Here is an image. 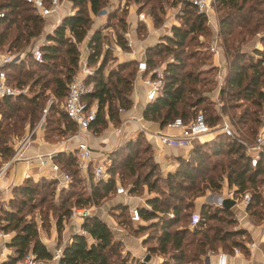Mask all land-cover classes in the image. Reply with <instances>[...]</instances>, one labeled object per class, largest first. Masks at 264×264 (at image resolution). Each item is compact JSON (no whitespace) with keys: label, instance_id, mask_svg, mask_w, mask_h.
<instances>
[{"label":"trees","instance_id":"16d2710c","mask_svg":"<svg viewBox=\"0 0 264 264\" xmlns=\"http://www.w3.org/2000/svg\"><path fill=\"white\" fill-rule=\"evenodd\" d=\"M69 1L75 11L64 16L53 31L47 34L46 43L41 47L42 61H35L30 53L25 55L34 65L42 67L49 77L43 81L45 75L31 80V95L20 93L0 100L1 161H6L13 155V149L8 143L10 136L16 135L25 123L32 127L39 119L45 106L47 90L57 100L56 104H50L48 111H54L58 115V119L54 120L53 114L48 113L47 123H57L56 130L64 137L77 130L76 124L67 117L63 108H59L58 103L64 101L67 85L79 68L78 45L91 27V14H99L109 0ZM131 1H143L144 5L153 2ZM160 1L149 6V16L155 23L160 21L157 11L164 13L163 2ZM164 1L169 2L171 7L181 5L182 23L171 27L172 35L166 37L165 43L160 42L146 48L145 57L150 67L155 66L154 58L163 53L171 54V59L163 69L161 91L154 101L145 106L143 118L158 122L161 127L176 117L187 122L201 112L205 121L213 126L220 121V115L216 103L210 100L209 94H205L212 88H199L215 81L203 75L195 63L190 61L196 58L195 53L185 51L198 35L209 34L206 17L197 12L191 0ZM44 2L49 4V0ZM215 4L220 12L219 36L228 63V71L218 94V101L221 103L219 109L222 115H228L235 136L251 143L264 121L259 111V108L264 110V0H215ZM0 11L4 12V17L0 19V47H5L4 51H24L31 38L41 35L46 18L41 17L31 3L25 0H0ZM119 22L125 32L123 19H119ZM123 32L117 35L116 43L121 48H126ZM257 35L262 48H254L249 53L247 47ZM87 47L89 64L95 66V71L86 80L93 87L83 99L88 104L96 101V119L90 125V130L100 133L107 125L106 116L114 124H118V108H131L132 83L137 70L133 62H126L118 64L117 69H111L105 75L109 54L107 51L103 52L101 30L92 33ZM204 52V59L212 57L209 50L205 49ZM24 60L4 66L7 82L13 87H23L26 84L23 78L31 76ZM129 65L134 66V72L123 74ZM214 70L212 68L207 72L212 73ZM36 86L39 89L33 91ZM245 103L258 108V111L249 107L235 111ZM60 121L63 124H59ZM144 138V133L139 132L134 139L112 150L106 163L111 179L107 182H94L90 175V191L85 195L75 194L73 204H99L115 191L113 177L118 175L123 180V169L131 179V185L127 189L129 194H136L145 186L149 192H156L157 195L146 200L147 206L138 208L142 221L147 224L134 225L126 205L118 208L119 213L115 219L128 234L147 233L143 244L147 246L149 253H158L163 257L159 264H206L204 258L207 253L216 251L218 247L229 251L235 247L245 249V245L235 237L247 235L246 231L228 227L236 223L233 219L234 212L230 208L204 203L199 210L200 221L190 228L188 224L193 213V199L204 195L206 190L220 192L222 183L226 180L229 187H235V198H240L245 192L250 193L251 199L246 210L253 221L260 223L264 210V156L256 167H251L244 147L236 139L218 134L195 145L190 150L189 157L179 158L174 173H168L164 178H154L157 163L151 155L142 160V153L152 154L151 145L149 142L144 145ZM212 158H215L214 161L210 160ZM54 161L62 172L69 175L68 184L61 187V192L69 187L73 188L75 181L83 178L74 152H59ZM145 166L148 170L142 175L138 171ZM78 174L80 176L76 180ZM41 181L39 183L31 177L26 178L20 185L12 188L13 197L9 200V209L0 206V221H4L0 229L11 233L6 246L13 250L0 264H18L29 251L37 258L52 259V253L39 237L38 223L33 218L27 219V215L45 202L42 195L39 202H35L39 188L58 184L56 179L51 178L42 177ZM159 181L164 183L163 187L159 185ZM160 195L163 197H159ZM69 200L70 197L66 195L60 196L59 205L54 207V213L60 211L56 217L59 233L70 214ZM82 229L84 234L75 233L62 245L59 264H128V256L122 255V241L114 238L113 231L105 221L98 216L87 217Z\"/></svg>","mask_w":264,"mask_h":264},{"label":"built area","instance_id":"2783aa9c","mask_svg":"<svg viewBox=\"0 0 264 264\" xmlns=\"http://www.w3.org/2000/svg\"><path fill=\"white\" fill-rule=\"evenodd\" d=\"M32 4V6L36 9V12L41 17H48L52 13L56 12L60 6V0H49V4H45L44 0H25ZM192 4L196 7L198 13L205 15L208 20L210 17V13L214 9L215 0H191ZM4 17V12L0 11V19ZM138 20L141 22H146L147 18L143 12L138 13ZM124 44L127 50H130L131 53L139 52L135 49V41L130 33L127 31L123 34ZM210 52H216L217 49L215 45H211L209 47ZM29 53L32 55L33 59L37 62L42 61V53L40 45H36L33 47ZM21 53H1L0 55V100L4 97L8 96H16L22 93V90L13 87L7 82V75L4 69V66L7 64H14L21 60ZM136 76L134 82H138L144 89V101L147 105L148 103L154 101L158 94L161 91L164 81V72L161 67L153 66L150 67L147 63V59L145 56L136 57ZM95 71V67L89 64V51L84 53L81 51L79 56V68L76 73L72 76L70 82L67 85V93L64 98L62 108L66 113L67 117L73 121L77 130L75 133L71 135V137H81V141L76 145L75 155L78 159L79 167H88L89 163H92L93 150L90 145L83 137L90 130V125L96 119V104H88L84 99V95L89 93L92 90V84H87L86 80L89 76L93 75ZM218 107H220L221 103L217 101ZM47 109H44V113H46ZM118 112H124L123 108H118ZM220 121L210 126L204 118V115L201 112L196 113L193 117H191L187 122L183 121L181 117H176L165 123L164 126H161L158 131H152L147 129H142L144 135H148L150 138H154L157 140L158 145L161 147H180V148H192L194 145V141L203 137L205 135H210L211 138L218 135L224 134L232 139H236L245 149L246 155L249 156V163L251 167H256L259 160L264 156V121L260 125L258 129V133L253 140V142L249 143L247 141L239 139L235 136L232 126L228 119L220 114ZM126 121H122V126ZM116 127L111 130V133H120L121 127ZM33 130L26 134V136L20 140L19 142L15 141V144L11 145L13 149V155L3 163L0 167V175L4 173V171L15 161L20 160H32L36 159L38 165L42 168H47L49 173L45 174L46 178L56 179L58 181V185L65 186L68 184L69 175L65 172H62L59 168L58 164L54 161V157L57 155V151L48 152L43 155H35L31 158H23V150L26 145L30 141ZM189 156V155H188ZM107 156H104L99 162L92 166V174L93 178L96 181L107 182L110 179V174L107 170ZM30 175H28L29 177ZM31 177V176H30ZM115 192L117 195L128 196V190L124 188L121 184H117L115 187ZM251 199V195L249 192L243 193L238 200L240 204L246 208ZM225 199L222 196H216L212 201V204L215 206H222V202ZM95 216V207L90 206H74L70 210V214L68 216L69 221H73L79 224V227L75 233L84 234V230L82 229V224L87 217ZM129 217L131 222L134 225L142 223V219L139 214V210L137 207H132L129 210ZM236 220V217H234ZM200 221L199 212H193L191 216V220L189 223V227L192 228ZM262 221L264 222V210ZM113 231L114 235L117 233H121L125 230L122 225H116L110 227ZM4 236V235H3ZM249 249H256V245L254 243H250L246 245ZM233 253L236 255L240 254L241 251L239 248H233ZM61 255V247L56 249L53 253L51 260L37 258L31 251L27 252L22 259L18 262V264H59V257ZM207 258L215 256L216 261L214 264H229V254L223 251H209L207 253ZM208 264H211L210 262Z\"/></svg>","mask_w":264,"mask_h":264},{"label":"crops","instance_id":"0c3cea01","mask_svg":"<svg viewBox=\"0 0 264 264\" xmlns=\"http://www.w3.org/2000/svg\"><path fill=\"white\" fill-rule=\"evenodd\" d=\"M65 3H60L59 8L57 9L56 12L52 13L48 17H46L45 22L46 25H44L43 31L40 36L34 37L30 39L29 44L27 47L24 49V51L21 52H16V53H21L22 55L26 53H29V51L35 47L36 45H40L42 47L46 43V36L47 34L51 33L53 29L61 22L62 18L66 15L72 14L74 11L71 10V5H64ZM145 23L148 27L150 26L149 23L151 24L152 22L147 19ZM177 22H175L176 24ZM219 15L216 10V6L214 4V9L210 13V17L207 20L206 19V25L209 30V39L204 41L205 49L209 50V47L211 45H215L217 51L216 52H211L212 57H213V66L216 67L218 70L217 77H216V82L217 86L216 89L212 92V96H210V99L216 103V108L218 110V113L221 114L220 109L218 107L217 101H218V94H219V89L223 84V81L226 77L227 71H228V63L227 59L224 53V49L222 46L221 38L219 36ZM127 31H130L134 41H135V49L139 52L138 53H131L130 50H127V48H124V51L122 48L117 44L114 45V49L116 50V55L117 57L120 58L121 62H133L134 64L136 63V57H141L145 56V51L146 48L152 45H149L150 41L147 42L145 39H137L135 37V29H129ZM126 31V32H127ZM124 32V33H126ZM123 33V34H124ZM151 34V31H150ZM92 33L90 35H86L85 39L80 43L84 44L83 46L85 48H80L79 52L83 51L86 53L88 51V41L91 37ZM258 36V35H257ZM112 43V42H111ZM149 43V44H148ZM260 44H262L259 41V38L257 39V43H251V47L248 46V49H254V48H262V45L260 47ZM105 52V50H103ZM2 53H8L6 51H3ZM11 53V52H9ZM101 58L98 60L100 62ZM92 66V65H91ZM95 67V66H93ZM108 74L105 73V75ZM131 101H132V106L130 109H124V112L119 113V123L114 124L112 121H110L107 116V125L105 129L100 132H93L92 130H89V132L86 135H83V137L86 139L88 144L90 145L91 149L93 150V161L92 163L88 164V167H79V172L80 175L84 179L89 180V176L91 174L93 181L95 182L92 174V166L95 165L97 162H99L104 156H108L109 153L114 150L115 148L119 147L122 145L124 142L134 139L139 132H142V129H147V130H152V131H158L160 129V125L158 122L154 121H148L143 118V111L146 106L145 101H144V89L143 87L138 83L134 82L132 83V92H131ZM91 104H96V101L92 102ZM122 121H126L125 124L122 126ZM121 127V132L120 133H111V130L116 127ZM28 129V128H27ZM33 135L26 145L25 149L23 150L22 157L23 158H31L35 155H43L48 152L52 151H57L59 152H75L76 145L81 141V137H71V135L67 136L65 139H63L61 142H56V143H49L45 137V131H44V126L43 124H39L34 127L33 129ZM26 133H28V130H26ZM145 138L151 145L152 150L154 151V161L160 165H166L169 167L167 169L168 172H175L176 171V166L178 165V159L179 158H187L189 157V152L190 150L195 146L200 143H203L205 141H208L211 139L210 135H205L203 137H200L199 139H196L194 141V146L192 148H180V147H161L158 145V142L154 138H150L148 135H145ZM213 138V137H212ZM7 161V160H6ZM77 164H78V159H77ZM49 173V170L47 168H42L38 165L36 159L32 160H20V161H15L12 163L5 171L0 175V192L3 195V198L5 200L11 198L12 196V188L14 186L20 185L26 178H28V175L31 176L34 180L40 178V177H45V174ZM110 174V173H109ZM29 176V177H30ZM46 178V177H45ZM110 179H111V174H110ZM113 180L115 182V185L120 184V178L118 175H115L113 177ZM61 187H66L67 185L63 186L60 185ZM234 191L235 187H229L227 184V181L224 180L222 183V187L220 192H212L210 190H206L205 194L202 196H199L196 198V201L194 202V209L196 212H199L200 207L202 204H212V201L215 199L216 196H222L224 199H229L233 201V204L229 207L233 212H234V217H236V220L242 225H244L246 230H249L246 228L248 224L254 225L253 220L250 218L246 208H244L238 200L235 201L234 197ZM118 197H122L126 201L125 204H128V209L132 207H145L146 205V200L148 198L142 197L138 198V200H135V197H131L129 194L128 196H121L117 195ZM262 196L264 200V187L262 188ZM213 205V204H212ZM95 207V206H94ZM219 207V206H218ZM107 218H105V222L108 224L109 227H113L116 225H119L108 212H106ZM95 216H97V208L95 207ZM64 221L63 226H66V223L68 222ZM70 225L65 228V231L71 230L70 234L71 236L75 234L77 231V228L79 227V224L73 221H69ZM141 224H147V222H142ZM38 232H39V237L43 244L48 248V250L52 253L56 251L55 243H53V236L47 237L42 233V229L40 226H38ZM251 233V231H250ZM68 239V241L71 239ZM255 236V238H254ZM254 236H253V241L250 243H254L256 245V249H249L248 247V253H250L251 260L246 261L244 260V255L241 252L238 255H235V263L234 264H264V222L261 221L260 225L254 229ZM11 234H6L3 236V240H5V243L7 244L10 241ZM114 238L116 240L122 241L126 245V249L130 252H133L132 255L134 256H139L141 250L143 249L142 247V242L143 238H134L132 237L131 234H128L125 230L121 233H117L114 235ZM66 243V238L64 239V242ZM246 244V243H245ZM64 245V244H63ZM247 245V244H246ZM62 247V245H61ZM8 256V255H7ZM207 263L214 264L216 261L215 256L210 257L209 259L207 258ZM160 262L157 261V264ZM229 264H231L229 260Z\"/></svg>","mask_w":264,"mask_h":264},{"label":"rangeland","instance_id":"374dc122","mask_svg":"<svg viewBox=\"0 0 264 264\" xmlns=\"http://www.w3.org/2000/svg\"><path fill=\"white\" fill-rule=\"evenodd\" d=\"M153 3H158V0H152ZM162 3V6L164 8V13H160L157 11L158 16L160 17V21H158L157 23L151 21V17L149 16V5H144L143 1L140 3H135L131 0L127 1V0H109L106 5L103 7V10L97 14V15H92L91 14V18H92V23H91V27L88 30V35H90L91 33H93L95 30H101L102 32V36H103V50L107 51L109 54L108 57V62H107V66L105 69V73H107V71L109 72L111 69H117V65L120 63H125V62H121L120 58L117 57L116 55V50L114 49V45L116 43V39H117V35L122 31L121 27H120V22L119 19H123L124 24L126 25V30L129 29H135V37H137V39H145L147 42H149V45H155L157 43L166 42V37H170L172 35L171 32V27L173 25H175V22H177L176 24H181L182 23V19L180 18V9H181V5H177L174 7H171L169 5V2H165L164 0H161L160 3ZM60 3H65L64 5H71V2L69 0H61ZM216 6V4H215ZM71 10L75 11L71 5ZM216 10L218 15H220V12L218 10V7L216 6ZM143 12L146 16V18L148 20H150L152 23H149V27L138 20L137 16L138 13ZM47 22H45L44 25H46ZM1 27V26H0ZM151 31V34H150ZM124 33V32H123ZM208 35H198L196 37L195 40L191 41V44L185 49L186 52H193L195 53V57L193 60H190L192 63H195V65L198 67L199 71L203 73V75H205L206 77L209 78H213V80L215 81L213 84H206L201 86L199 89H211V91L209 92H205V94H209V98L210 96H212V92L216 89L217 86V73H218V69L216 67L213 66V57L211 58H207L204 59L205 57V45H204V41L209 39ZM259 36H255V38H253V40L251 41L252 43H257V39ZM112 42V43H111ZM203 44V45H202ZM84 44H79L78 47L80 48H85L83 46ZM262 44H260L261 47ZM5 47L1 48L0 47V55L1 53L4 51ZM122 50L124 51V48H122ZM247 51L249 53H252V49H247ZM15 54V53H13ZM256 57V56H255ZM25 59V60H24ZM155 66L161 67L162 69H164L165 64L167 63V61H169L171 59V54L169 53H163L161 54L159 57H155ZM25 61V65H26V69L28 70V74L30 73V77H24L23 80L26 81V84L23 87H16L19 90H22L23 94H27V95H31V90L29 87V83L31 82V80L35 79L36 77H44L43 75H45V77L42 79V81L44 79H46L47 77H49L48 73H46L42 67L36 66L34 65L30 59H27L25 54H23L22 58L20 61ZM14 63V64H18L20 63ZM214 68L215 70L212 71V73H208L207 71L209 69ZM129 71H133L134 72V66L133 65H129V67L124 70L122 73L123 74H127ZM15 72V71H14ZM47 75V76H46ZM135 79V76L133 78V81ZM14 84V83H13ZM15 86V85H14ZM33 91H37L39 89V86H36L35 88H33ZM45 106L44 109L46 110V113H44V109L42 111V114L40 115L39 119L34 123V125L32 127H30L28 124H24L23 128L20 129V131L16 134V135H11L9 138L8 143L13 145L16 142H19L20 140H22L25 136H26V130H28V133L34 129L35 126L39 125V124H43L44 126V131H45V137L47 135L48 138L47 141L49 143H56V142H61L63 139H65L66 137H64L63 135L59 134L58 131L56 130V126L57 123H53V122H49L47 123L46 121V115L48 113L53 114V118L54 120L58 119V115L54 113V111H48L49 106L51 103L56 104L57 100L53 97L52 94H50V91L47 90L45 92ZM211 100V99H210ZM63 100L59 101L58 106L60 109H62V102ZM244 107H249L252 110H257L258 108L253 107L250 104H243L241 108L236 109L235 111H241V109H243ZM259 111L261 113V116H263L264 119V110L262 108H259ZM223 116H225L227 119L229 118L228 115L223 114ZM229 121V119H228ZM46 123L48 124V126H46ZM59 124H63V121H60ZM28 128V129H27ZM47 131V132H46ZM144 145H146V143L148 142L146 138H144ZM149 155H151L153 157L154 155V151L152 150V154L147 152V153H142V160H145L147 157H149ZM212 158L210 159L211 161H214ZM154 160V157H153ZM210 161V163H211ZM5 161H1L0 160V167L3 165ZM167 169H169V167H167L166 165H160L157 163L156 169H155V173H154V178H164L168 175V173H173V172H168ZM177 169V166H176ZM148 170V167L145 166L144 168H142L140 171H138L139 173H142V175L145 174V172ZM121 175L123 176V180L121 177L120 178V184L126 188L129 189L130 187V182L131 179L127 177V173L122 169L121 170ZM91 175V174H90ZM79 174L76 178L79 179ZM89 180L88 179H80L75 181L74 183V187L71 188H67V190H65L66 192L69 191L68 193L61 192V188L58 184H56L55 186L49 187V188H39V194L36 196L35 198V202L38 203V199L39 197H44L45 198V202L41 205L38 206L36 210H34V212L30 215H27V219L33 218L38 224V226H40V228L42 229V233L47 236V237H51L53 236V243H55V247L58 249L61 247V245L65 244L64 239L66 238V242H68V239L70 238L71 234V230L69 231H65V228H67L70 225V222L68 221L66 223V226H62V230L61 233L58 232L57 230V226H56V217L57 215L60 213V211H58L57 213H54V207L56 205H59V200H60V196H65L66 197H70V204L69 207L70 209L76 205L73 204V201L75 199V194H83L85 195L86 193H88L90 191V180H91V176H89ZM41 178H38L35 180V182H39L42 183ZM159 185L161 187H163L164 183L162 181H159ZM166 189V188H164ZM167 190V189H166ZM54 191V192H52ZM115 192V191H114ZM112 193L110 195H108L104 200H102L99 204L97 205H86V206H90L93 207L95 206L97 208V216L99 218H101L103 221H105L104 219L107 218L106 212H108V214H110V216H112L114 219L115 217L118 215L119 210L118 208L121 206H125L128 204H125L126 201L124 198L122 197H118L116 196V193ZM167 192V191H166ZM131 197H135V200H138V198H142V197H153L156 194V192H149L147 190V188L145 186H143V188H140L139 191L136 194H130ZM180 195L184 196L183 193H180ZM13 197V193L11 198ZM159 197H163L162 195H160ZM7 199L5 200L3 198L2 193L0 192V206L3 209H9L8 203L9 200L11 199ZM196 201V198L193 199V202ZM180 203V202H179ZM78 207V206H76ZM128 207V206H127ZM192 212H195V209L192 208L191 209ZM129 212V209H128ZM0 215H1V211H0ZM234 219V217H233ZM236 223L234 226H228V227H234L236 229H243L246 231L247 235L241 237V236H237L235 237V239L241 243H243V245H245V249L239 247V250L243 253L244 255V260L246 261H250L251 260V256L250 253H248L247 250V246L246 244H250V242L253 241V236H254V229H255V225L257 227V225L259 226L260 223H257L255 221L254 225L248 224V226L246 228L250 229L251 233L249 230H246L244 225L240 224L237 220H235ZM4 223V221H0V225H2ZM189 226V224H188ZM227 227V226H226ZM78 229V228H77ZM132 229V228H131ZM6 234H11L10 232H5L3 230L0 229V263L1 261L5 260V258L7 257V255L13 253V250L8 248L6 246L5 240H3V235ZM131 234V233H130ZM132 237L134 238H143V240L147 237V233H142V234H131ZM255 238V236H254ZM150 243H154V242H150ZM246 243V244H245ZM122 255L124 256H128V264H136L137 262H140L142 264H157V261L161 262L163 260V257L158 254V253H149L147 250V246H145L142 242V247L143 249H140L141 251L138 252L140 253L139 256H134L132 255L133 252H130L126 249V245L124 242H122ZM218 251H223L229 254L230 257V262L231 264L235 263V253H233V249L231 251H229L228 249H221L220 247H218V249L214 252H218ZM207 256L204 258V261L206 264L207 263ZM115 262H117L116 260H113Z\"/></svg>","mask_w":264,"mask_h":264},{"label":"water","instance_id":"95a60500","mask_svg":"<svg viewBox=\"0 0 264 264\" xmlns=\"http://www.w3.org/2000/svg\"><path fill=\"white\" fill-rule=\"evenodd\" d=\"M232 204H233V201L232 200H229V199H225L222 202V206L225 207V208H229Z\"/></svg>","mask_w":264,"mask_h":264}]
</instances>
